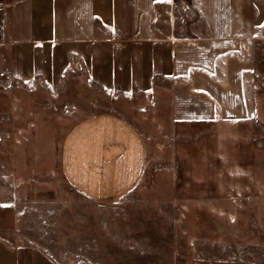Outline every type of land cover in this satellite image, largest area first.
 Returning <instances> with one entry per match:
<instances>
[{
    "label": "rangeland",
    "instance_id": "obj_1",
    "mask_svg": "<svg viewBox=\"0 0 264 264\" xmlns=\"http://www.w3.org/2000/svg\"><path fill=\"white\" fill-rule=\"evenodd\" d=\"M217 59L215 115L194 119L174 118L168 80L120 94L75 74L51 91L11 80L0 49V233L99 264H264V35ZM94 113L145 142L141 178L116 196L82 194L62 169L68 131Z\"/></svg>",
    "mask_w": 264,
    "mask_h": 264
},
{
    "label": "crops",
    "instance_id": "obj_2",
    "mask_svg": "<svg viewBox=\"0 0 264 264\" xmlns=\"http://www.w3.org/2000/svg\"><path fill=\"white\" fill-rule=\"evenodd\" d=\"M263 3L0 0L1 68L15 82L51 91L72 85L75 74L120 94H151L168 80L174 118L209 119L215 115L218 81L226 80L216 79L217 63L227 66L217 55L264 35ZM182 18L186 30L178 34ZM161 20L173 22V30L164 33ZM146 158L141 133L128 120L94 113L68 131L62 169L82 194L116 196L139 181ZM0 264L99 263L57 256L33 241L0 233Z\"/></svg>",
    "mask_w": 264,
    "mask_h": 264
}]
</instances>
